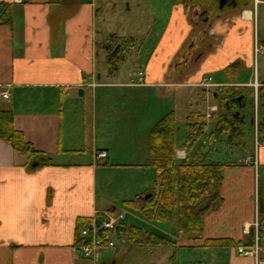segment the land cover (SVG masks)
<instances>
[{
	"label": "crops",
	"instance_id": "obj_1",
	"mask_svg": "<svg viewBox=\"0 0 264 264\" xmlns=\"http://www.w3.org/2000/svg\"><path fill=\"white\" fill-rule=\"evenodd\" d=\"M150 1L156 10L159 0ZM199 1L160 0L159 15L165 12L168 21L159 32L158 17L149 12L154 38L141 49L147 55L142 63L147 86H131L133 75L127 81L115 78L99 64L100 50L107 52L98 39L96 0H0V6H10V23L0 25V111H12L26 142L53 162L28 168L27 158L0 140V264H98L102 257L83 258L76 242L79 222L120 212L99 196L102 171L136 164L132 166L145 169L148 180L144 193L134 197L153 194L157 175L148 167L150 137L162 119L170 113L177 117L178 107L186 104L188 122L194 115L205 116L218 105L210 100L220 99L217 91L227 87L253 90L256 102L262 99L264 78L257 70L254 77L248 75L258 47V12L247 8L249 0H233L232 5L229 0ZM213 4L219 5V13L211 11ZM254 4L264 5V0ZM203 10L208 11L204 17ZM205 78L220 87L196 86ZM162 88L172 91L167 96L160 90L161 96ZM198 91L206 113L199 107ZM169 99L174 106L168 107ZM205 132L202 138L208 137ZM256 139L254 153L242 156H255L256 165L226 169L224 206L206 217L199 241L184 243L206 253L198 264H264V248L258 257L238 252L254 244V225L264 219V148L256 147ZM184 143L177 140V153L188 158L193 149L186 150ZM98 152L108 157L95 162ZM210 240L233 244L207 249L204 244ZM111 262L104 264H117Z\"/></svg>",
	"mask_w": 264,
	"mask_h": 264
},
{
	"label": "trees",
	"instance_id": "obj_2",
	"mask_svg": "<svg viewBox=\"0 0 264 264\" xmlns=\"http://www.w3.org/2000/svg\"><path fill=\"white\" fill-rule=\"evenodd\" d=\"M9 7L7 4L0 6V25L10 23V14L7 9ZM137 45L138 41L133 37L121 38L117 35L109 37L104 46L110 76L121 69L126 60L131 57V54L127 56L130 53L129 50L135 49ZM222 89L224 94H228V99L226 97L219 99L218 115L221 116L218 124L208 136V145L213 148L214 142L219 139L225 142L230 149L240 152L241 156L246 155L249 153L250 126L246 116L241 112H234L244 107L245 97L241 99V102L236 99V96L238 97L236 94L241 92L240 88ZM226 90H228L227 93ZM259 97H264L263 89ZM198 117L205 120V116L199 115ZM192 119L196 120L197 116H192L187 125L188 135L184 143L185 149H192L201 140L207 126L205 123L198 128V124H195ZM178 132L179 121L174 113L167 115L154 127L150 137L148 163V167L153 168L157 175L153 195L148 199L138 197L134 201L125 202V205L136 209L148 221L177 224L187 241L196 242L203 234L206 217L220 211L224 206L222 186L226 169L237 164L215 160L211 155V149L206 152L204 146H201L192 158L179 160L176 146ZM253 135H256L255 128ZM257 136L259 140L264 139V123H259ZM0 140L10 145L17 154L27 158L28 168L34 169L36 164L53 166L52 160L45 153L35 150L30 143L26 142L23 133L16 129L12 111H0ZM261 212H264L262 204ZM89 224L91 222H79L76 246L81 247L87 243L82 238L81 230ZM117 237L125 239L133 248L176 245L174 240L163 234L127 223L118 230ZM232 244L224 240H210L204 244V247L207 249L223 248L232 246Z\"/></svg>",
	"mask_w": 264,
	"mask_h": 264
},
{
	"label": "rangeland",
	"instance_id": "obj_3",
	"mask_svg": "<svg viewBox=\"0 0 264 264\" xmlns=\"http://www.w3.org/2000/svg\"><path fill=\"white\" fill-rule=\"evenodd\" d=\"M200 2L202 3L203 0L199 1L198 3ZM96 3L100 9V16L97 21V27L98 31L100 32L98 33V39L100 42H102V46L106 44L111 35H117L121 38H128L131 36L137 38V47L135 49L129 50L130 53L127 54V56L131 54V56L133 57H129L126 60L125 64L122 65L121 69L114 74L115 78H120L121 76H124L125 81L129 79L130 75H133V79L135 80L137 76L136 72L139 68L143 69L145 65L142 63L146 61L147 56L145 50L143 53V51L141 52V49L144 48L147 43H152L154 38V35H151L152 29L150 27L153 25L152 21L154 20V18L150 16L151 14L149 12H155L158 17L155 32L161 31L167 24L168 19L164 17L165 12L163 15H159V13L163 11L162 2H160V0L158 1L156 10L153 8L151 1L147 3L146 0H96ZM129 4H131V10H129L128 8ZM149 5L152 9L146 8ZM212 7L213 9L211 11L213 13L216 14L220 12L218 4H213ZM248 7L249 9H253L255 12H258L259 15V17L257 15V33L254 34L256 44L259 48V52H256V50L254 52V47L253 65L250 71H248V75L254 77V73L257 70L262 81L264 78V5L256 6L254 4V0H249L247 8ZM106 57L107 56L105 51L101 49L99 64L101 67H103V69L107 68ZM138 58H140V60ZM213 77L215 78L214 75ZM160 90L162 92L165 91L167 96L172 91L164 88L159 89L158 91L161 96L162 93ZM261 90L262 88L260 89V91ZM241 91L242 93L240 92L236 94L238 95V97L236 96V99L241 101L242 94L244 93V95L246 96L245 104L243 108L234 110V112H241L247 118L248 124L250 126V134H248L249 153H254L255 135H253V130L254 128L256 129L259 123L264 122V99H259L260 101L256 102L253 90L241 88ZM227 92L228 90H226V93ZM182 93L186 94V92ZM217 93L222 99L225 97L226 99H228V94H224V91L219 90V92ZM195 94L199 96L198 98H196L199 99L198 104L202 113H206L207 104H203V96L201 91H198V93ZM167 102L168 107H172V105L174 106V100L171 101V99H169L167 100ZM210 102L212 105H219L220 100L212 99L210 100ZM195 110L196 106H194L191 112ZM176 111L178 114L177 117L179 121L178 142L181 143L185 140V137L187 135V125L189 123L188 117L190 116V108H188L186 104L185 108H182L180 110L179 106ZM218 119L219 117L211 120L208 123L207 126L209 127V129H204V132L206 131V135L209 136L210 132H212V130L218 124ZM193 121H196L195 124H198V128L205 123L207 124L208 122L199 118L198 116L197 119H194ZM253 121L255 122V125L251 126ZM208 138L209 137L202 138L200 141H198L192 148V151L188 149V151L190 150L189 153L191 158L195 155L196 151L201 146H204V151L206 152H209V150L211 149V155L215 160H219L225 163L230 161L231 163H236L238 165H241L243 163L241 161L243 159V155L241 156L240 152H238L236 149H230L225 142H222L219 139L214 142V145L212 146L213 148H211L210 145H208ZM181 156H185L184 152H180L178 154L179 159ZM101 165L102 168H105L107 162L104 161ZM127 165L129 166L124 167L123 169H121V171H102L101 178H99V196L104 200L106 199L107 205H114V207L119 209V213L125 214L127 216V224L141 226L149 231L163 234L168 238L174 240L176 245L156 248H133L132 246H130V244L127 243L125 239H119L118 237H115L114 239L117 242L118 249H102V251L98 253V256L102 257L101 262H98V264H104V261L106 262L108 259H111L112 262L117 261V264H198V261L202 260L204 258L203 255L206 253L200 252L196 249H192L189 246L185 245L184 243L188 242L189 244V241H187L184 236H182V234L180 233V228L177 226V224H172L170 222L148 221L136 209L125 205L126 201H134L136 199V196L134 197L135 193H144L142 192L144 190H141L142 185L146 180H148L147 176L145 175V169H140L137 166H132L136 164ZM105 182H107L108 184H105ZM183 238L185 242H182ZM128 248H133V250L129 251ZM120 249L126 250V252L120 255H116L115 252ZM208 257H210V254Z\"/></svg>",
	"mask_w": 264,
	"mask_h": 264
},
{
	"label": "built area",
	"instance_id": "obj_4",
	"mask_svg": "<svg viewBox=\"0 0 264 264\" xmlns=\"http://www.w3.org/2000/svg\"><path fill=\"white\" fill-rule=\"evenodd\" d=\"M138 81L133 83L132 86H144L145 85V74L144 72H139L137 74ZM95 86V85H94ZM200 87H212L211 79L206 78L200 85ZM4 99L9 98V93L3 94ZM217 108H210L208 118H211L212 113L216 112ZM264 148V141L258 143L257 148ZM185 156H181L180 158H184ZM107 158L106 152H98L95 156V159H105ZM245 164H256V160L253 157H249L244 159ZM126 220V216L124 214H114L107 215L105 219L98 221L94 220L88 227H85L81 231L82 238L87 241V243L83 244L79 251L83 258L88 260H94L96 255L102 249H110L116 250L117 243L114 239V234L122 227L124 221ZM256 234L254 238V244L248 248H239V253L248 257H258L263 250L264 247V234H260L259 231L261 228H264V221L255 223ZM248 232V230L246 231Z\"/></svg>",
	"mask_w": 264,
	"mask_h": 264
},
{
	"label": "flooded vegetation",
	"instance_id": "obj_5",
	"mask_svg": "<svg viewBox=\"0 0 264 264\" xmlns=\"http://www.w3.org/2000/svg\"><path fill=\"white\" fill-rule=\"evenodd\" d=\"M230 2H229V4H231L232 5V3H233V0H229ZM207 10H203V12H202V17H204L206 14H207ZM206 46V45H205ZM205 46H203V49H202V52H204V48H205Z\"/></svg>",
	"mask_w": 264,
	"mask_h": 264
},
{
	"label": "water",
	"instance_id": "obj_6",
	"mask_svg": "<svg viewBox=\"0 0 264 264\" xmlns=\"http://www.w3.org/2000/svg\"><path fill=\"white\" fill-rule=\"evenodd\" d=\"M80 94L83 95V92H80ZM36 165H37V164H36ZM36 165H35V166H36ZM149 197H152V194L147 195V196H146V199H148Z\"/></svg>",
	"mask_w": 264,
	"mask_h": 264
}]
</instances>
